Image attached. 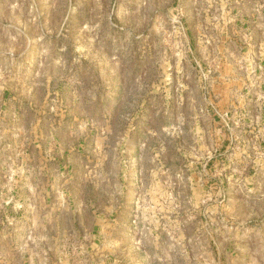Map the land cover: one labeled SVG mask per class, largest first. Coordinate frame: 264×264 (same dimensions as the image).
Here are the masks:
<instances>
[{"label":"rangeland","instance_id":"1","mask_svg":"<svg viewBox=\"0 0 264 264\" xmlns=\"http://www.w3.org/2000/svg\"><path fill=\"white\" fill-rule=\"evenodd\" d=\"M0 264H264V0H0Z\"/></svg>","mask_w":264,"mask_h":264}]
</instances>
